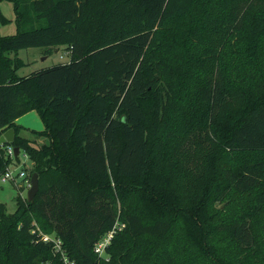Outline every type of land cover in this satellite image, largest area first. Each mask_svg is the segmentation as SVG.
<instances>
[{"label":"trees","instance_id":"trees-1","mask_svg":"<svg viewBox=\"0 0 264 264\" xmlns=\"http://www.w3.org/2000/svg\"><path fill=\"white\" fill-rule=\"evenodd\" d=\"M10 1L0 175L23 150L39 189L0 201V264H264V0Z\"/></svg>","mask_w":264,"mask_h":264},{"label":"rangeland","instance_id":"rangeland-1","mask_svg":"<svg viewBox=\"0 0 264 264\" xmlns=\"http://www.w3.org/2000/svg\"><path fill=\"white\" fill-rule=\"evenodd\" d=\"M6 19V21H4ZM18 31V25L16 22V11L14 3L10 0L0 1V34H14ZM67 49L65 47H59L57 51L55 49L51 53H47L46 47H29L20 49L17 53L25 65L18 70L19 75L25 76L37 71L43 67H48L53 64L64 62L69 59L67 55ZM16 54H12L15 56ZM20 120L24 125H27L31 129L43 130L45 128L39 113L36 110H32L22 115ZM26 136L39 139L41 142H45L48 139L46 137H39L31 134V132H23ZM33 166V162L22 150L20 153V161H15L11 165L12 170L17 174L21 170H25L28 174ZM24 180L21 177L16 176V181L10 179L6 182H0V201L6 205L7 211L13 213L17 208V197L19 196V186L23 185ZM31 186V185H30ZM26 183L22 195L27 196L28 189L30 188ZM114 232L111 230L105 236L112 235ZM104 236V237H105Z\"/></svg>","mask_w":264,"mask_h":264},{"label":"built area","instance_id":"built-area-1","mask_svg":"<svg viewBox=\"0 0 264 264\" xmlns=\"http://www.w3.org/2000/svg\"><path fill=\"white\" fill-rule=\"evenodd\" d=\"M66 53L69 56V51H67ZM1 145H3V144H1ZM6 151L10 155V157H14L15 156V151H14V146L13 145L7 146ZM13 164L14 163H12L11 165H13ZM11 165L8 167L7 171L4 174L0 175V182H6V181H8L10 179L16 181V176H19V177L22 178V180H24L23 186H25L26 183H28V185L30 186L31 185V179H29L27 177L26 171L25 170H21L17 174H15V171L12 170ZM113 234L112 235H109V236L103 237L101 240H99L95 244V251H96V253H98L99 255H104L105 254V248H106V246L108 244H110L111 239L113 237ZM45 238L48 239V236H46ZM68 264H71V263H68Z\"/></svg>","mask_w":264,"mask_h":264},{"label":"water","instance_id":"water-1","mask_svg":"<svg viewBox=\"0 0 264 264\" xmlns=\"http://www.w3.org/2000/svg\"><path fill=\"white\" fill-rule=\"evenodd\" d=\"M15 138V131L14 128H9L3 134L0 136V144H5L7 142H12ZM15 155H18L20 152V147L15 146L14 147ZM39 189V178L38 174L34 173L31 178V186L28 189L27 198L31 201L34 199L37 191Z\"/></svg>","mask_w":264,"mask_h":264},{"label":"crops","instance_id":"crops-1","mask_svg":"<svg viewBox=\"0 0 264 264\" xmlns=\"http://www.w3.org/2000/svg\"><path fill=\"white\" fill-rule=\"evenodd\" d=\"M55 51H57V49H55ZM21 117H22V116H21ZM21 117L17 119V122H18L19 124H21L22 126H24V128H26V129H23L22 132L27 131L28 128L31 129L30 127H28L27 125H24V123H22V122L20 121V120L22 119ZM28 132H29V130H28ZM38 141L41 142L39 139H38Z\"/></svg>","mask_w":264,"mask_h":264}]
</instances>
